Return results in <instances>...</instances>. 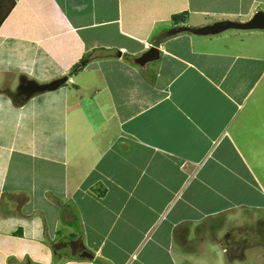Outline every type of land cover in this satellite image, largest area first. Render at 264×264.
Returning a JSON list of instances; mask_svg holds the SVG:
<instances>
[{"label": "crops", "instance_id": "obj_1", "mask_svg": "<svg viewBox=\"0 0 264 264\" xmlns=\"http://www.w3.org/2000/svg\"><path fill=\"white\" fill-rule=\"evenodd\" d=\"M6 1L0 264H263L264 241L225 240L264 224V31L165 33L246 22L264 0ZM61 77L14 103L21 80Z\"/></svg>", "mask_w": 264, "mask_h": 264}, {"label": "water", "instance_id": "obj_2", "mask_svg": "<svg viewBox=\"0 0 264 264\" xmlns=\"http://www.w3.org/2000/svg\"><path fill=\"white\" fill-rule=\"evenodd\" d=\"M226 31H264V13L262 11H256L246 22L223 20L198 28L177 26L169 29L165 33V36L172 37L178 34L186 33L198 37H211ZM159 57V49L155 46H151L142 55L134 59V64L142 69L149 63L159 60ZM66 81L67 77H64L45 85H37L33 82L21 80L17 90V96L29 98L36 93L52 91L59 88Z\"/></svg>", "mask_w": 264, "mask_h": 264}, {"label": "rangeland", "instance_id": "obj_3", "mask_svg": "<svg viewBox=\"0 0 264 264\" xmlns=\"http://www.w3.org/2000/svg\"><path fill=\"white\" fill-rule=\"evenodd\" d=\"M9 8V2L6 0H0V18L5 14V12ZM64 77H61L59 79H62ZM254 128L253 130H255ZM249 137H254V134L251 133L248 135ZM255 153V159H257L255 164L252 166L254 167V170L258 177L260 179L264 180V151H254ZM247 214L243 213V223H247L248 219L245 221L247 218ZM253 220V218H250ZM261 220V219H260ZM254 221V220H253ZM229 236L226 238V244H227V252L228 254H233L232 250L234 248H237V253L242 252L246 248H251L255 247L260 241L258 242L257 240H262L264 241V228L258 227L256 228H240V229H234L231 230L228 234ZM237 244H240L239 247L236 246ZM260 247V245L258 244ZM264 264V262H263Z\"/></svg>", "mask_w": 264, "mask_h": 264}, {"label": "trees", "instance_id": "obj_4", "mask_svg": "<svg viewBox=\"0 0 264 264\" xmlns=\"http://www.w3.org/2000/svg\"><path fill=\"white\" fill-rule=\"evenodd\" d=\"M9 8H10V7H9ZM9 8H8V10L5 12V14L0 18V24H1L2 20H3V19L6 17V15L8 14V12H9ZM163 36H164V35H163ZM82 62H83V61H82ZM82 62H80V64H81ZM80 64L77 65V66H75V67L73 68L72 72H74V70H76V68L79 67ZM11 96H12V98H13L14 103L17 104V105H20V104L24 101V99H23L21 96H17V94H13V95H11ZM75 226H76V225H75ZM257 227H262V228H264V224H263L262 222H259V223L257 224ZM72 245L74 246V249H75L76 251H80V252H82V253H84V254H87V252L85 251V249L83 248V246H82V244H81V242H80V239H76V241L72 242Z\"/></svg>", "mask_w": 264, "mask_h": 264}]
</instances>
